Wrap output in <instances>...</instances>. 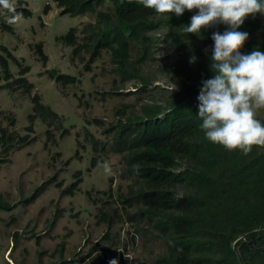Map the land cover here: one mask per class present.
<instances>
[{
    "label": "rangeland",
    "instance_id": "374dc122",
    "mask_svg": "<svg viewBox=\"0 0 264 264\" xmlns=\"http://www.w3.org/2000/svg\"><path fill=\"white\" fill-rule=\"evenodd\" d=\"M13 2L14 13L0 10V45L8 50L0 51L8 68L7 75L0 63V264H99L102 253L106 264L111 258L118 264H153L172 236L150 227L140 233V223L125 219L118 197L137 184L126 173L124 154L111 151L110 139L96 123L113 125L139 115L143 104L177 91L169 71L177 60L176 46L163 27L147 33L150 47L138 73L147 91L141 95L140 80L122 82L113 71L110 52L103 50L94 61L81 53L78 61L73 48L59 39L71 27L79 31L94 23L96 14L61 15L55 0ZM97 11L110 14L112 8L106 2ZM38 44L45 61L36 52ZM138 50L132 47L130 60L139 57ZM49 72L73 81L62 84ZM33 98L54 112V118L45 114L51 125L35 111ZM124 107V114H115ZM256 118L264 122V109ZM88 134L104 146L93 149ZM186 168L179 161L174 172ZM192 189L185 183L176 192ZM236 240L231 246L237 251Z\"/></svg>",
    "mask_w": 264,
    "mask_h": 264
},
{
    "label": "trees",
    "instance_id": "16d2710c",
    "mask_svg": "<svg viewBox=\"0 0 264 264\" xmlns=\"http://www.w3.org/2000/svg\"><path fill=\"white\" fill-rule=\"evenodd\" d=\"M55 2L61 15L96 14L94 23L85 24L79 31L71 27L59 38L73 48L78 61L83 60L81 53L94 61L103 50L110 52L113 71L122 82L131 78L140 80L141 87L136 90L141 95L147 91V81L141 72L138 75L150 47L147 33L163 27L165 36L176 46L177 60L169 71L175 74L171 79L177 91H168L165 98L166 92L162 93L160 101L143 104L139 115L131 114L113 125L96 123L110 139L111 151L124 154L126 173L137 184L118 197L125 219L140 223V233L150 227L172 236L166 253L155 258L153 264H264V147L253 146L247 155L225 150L204 138L199 128L201 120L196 116L201 81L213 75L209 66L211 35L223 32L226 25L202 27L198 36L183 32L196 9L185 10L180 16L169 13L168 19L156 16L140 0ZM106 2L112 12L97 11ZM21 11L25 17L30 15L28 10ZM47 11L45 7L44 14ZM1 27L11 31L4 24ZM238 30L248 33L239 51L246 54L258 48L264 52V16L249 14ZM132 47H137L140 53L133 61ZM36 50L45 61L40 44ZM0 51L8 50L0 45ZM192 56L195 61L190 63ZM0 63L7 74V61L2 56ZM49 74L62 84L73 81L65 75ZM33 102L36 103L34 98ZM35 105V111L51 125V118L46 115L54 118V112L44 105ZM124 113L125 107L115 114ZM33 118L30 117V122ZM46 134L49 141L52 135L48 130ZM89 137L93 149L102 143ZM179 161L185 162L187 168L175 173ZM185 183L193 189L178 195L177 186ZM2 205L0 202V208ZM134 206L135 211L130 213L128 209ZM234 240L237 251L231 246ZM99 256V264H106L105 255Z\"/></svg>",
    "mask_w": 264,
    "mask_h": 264
},
{
    "label": "clouds",
    "instance_id": "9594fccd",
    "mask_svg": "<svg viewBox=\"0 0 264 264\" xmlns=\"http://www.w3.org/2000/svg\"><path fill=\"white\" fill-rule=\"evenodd\" d=\"M143 7L156 16L169 13L180 16L185 10L196 9L183 32L199 36L202 27L226 25L215 31L210 54L213 75L201 81L196 100V116L204 138L225 150H237L242 155L253 146L264 147V123L256 118L264 109V52L254 48L242 53L246 31L238 30L249 15L264 16V0H140ZM0 10L15 12L13 0H0ZM195 61V56L189 62ZM175 87L173 85L172 89ZM108 264H118L111 258Z\"/></svg>",
    "mask_w": 264,
    "mask_h": 264
}]
</instances>
